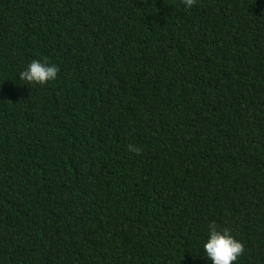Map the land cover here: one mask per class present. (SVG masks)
Segmentation results:
<instances>
[{
  "label": "trees",
  "instance_id": "obj_1",
  "mask_svg": "<svg viewBox=\"0 0 264 264\" xmlns=\"http://www.w3.org/2000/svg\"><path fill=\"white\" fill-rule=\"evenodd\" d=\"M209 222L264 264V0H0V264H211Z\"/></svg>",
  "mask_w": 264,
  "mask_h": 264
},
{
  "label": "clouds",
  "instance_id": "obj_2",
  "mask_svg": "<svg viewBox=\"0 0 264 264\" xmlns=\"http://www.w3.org/2000/svg\"><path fill=\"white\" fill-rule=\"evenodd\" d=\"M186 9H191L196 0H182ZM59 68L50 63L46 58L32 59L22 70L18 72V79L26 82V85H45L57 78ZM132 152L139 149L128 145ZM204 258L211 264H235L238 257L244 251L243 244L237 239L232 230L220 227L215 222H209L206 228V236L200 242Z\"/></svg>",
  "mask_w": 264,
  "mask_h": 264
}]
</instances>
